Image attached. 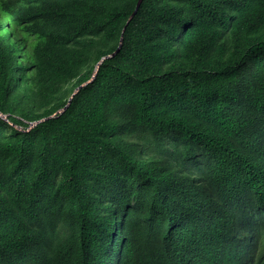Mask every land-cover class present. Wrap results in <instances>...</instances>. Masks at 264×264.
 I'll list each match as a JSON object with an SVG mask.
<instances>
[{"label":"trees","instance_id":"1","mask_svg":"<svg viewBox=\"0 0 264 264\" xmlns=\"http://www.w3.org/2000/svg\"><path fill=\"white\" fill-rule=\"evenodd\" d=\"M138 1L0 0V264H264V0Z\"/></svg>","mask_w":264,"mask_h":264},{"label":"water","instance_id":"2","mask_svg":"<svg viewBox=\"0 0 264 264\" xmlns=\"http://www.w3.org/2000/svg\"><path fill=\"white\" fill-rule=\"evenodd\" d=\"M141 1H142V0H139V1H138V3H137V5H136V7H135L133 13L130 15V17H129L127 23H126V25L124 26L123 31H122V34H121V38H120V43H119L117 49H116L112 54H110V55H108V56H112V55L116 54V53L120 50V48H121V46H122L123 37H124V31H125V29H126V26H127V24L130 22V20L133 18V16L137 13V11H138V9H139V7H140V5H141ZM106 57H107V56L103 57V58L98 62L97 67H96V69H95V71H94V74H93L92 78L89 79L88 82H90V81H92V80L94 79V77H95L96 74H97L98 68H99V66H100V64H101V61L104 60ZM83 84H84V83H83ZM83 84H81L79 87H77V88L75 89V91L73 92V94H72L71 97L69 98L67 104H66L62 109H60L58 112H63V111L68 107V105L71 103V100H72L73 96L77 93V91L81 88V86H82ZM33 124H34V123H33Z\"/></svg>","mask_w":264,"mask_h":264}]
</instances>
